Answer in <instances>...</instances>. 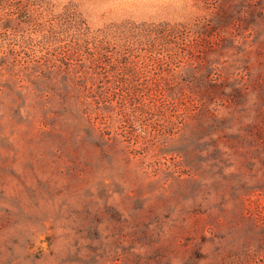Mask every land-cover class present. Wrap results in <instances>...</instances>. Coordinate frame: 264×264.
I'll return each mask as SVG.
<instances>
[{
	"label": "rangeland",
	"instance_id": "rangeland-1",
	"mask_svg": "<svg viewBox=\"0 0 264 264\" xmlns=\"http://www.w3.org/2000/svg\"><path fill=\"white\" fill-rule=\"evenodd\" d=\"M0 264H264V0H0Z\"/></svg>",
	"mask_w": 264,
	"mask_h": 264
},
{
	"label": "trees",
	"instance_id": "trees-1",
	"mask_svg": "<svg viewBox=\"0 0 264 264\" xmlns=\"http://www.w3.org/2000/svg\"><path fill=\"white\" fill-rule=\"evenodd\" d=\"M123 71H128L127 68H122ZM90 75V78L94 79V78H98L100 77V79L102 78L100 72H98V70H96V67L93 66L92 68V71L91 72H88ZM112 79L110 78L108 82H114V81H111ZM129 86L132 87V83L131 82H128ZM122 88H128L127 86L125 87V85H122ZM161 89V88H160ZM95 97V96H94ZM104 97H109V94L105 95ZM97 98H94V100H96ZM122 99V97H121ZM149 104L146 103V104H136L133 100H129V103H128V108H129V114L133 117V118H137L142 112L145 111V109L147 108L146 106H148ZM94 111V113L98 114L97 113V110H95V108L92 109V112Z\"/></svg>",
	"mask_w": 264,
	"mask_h": 264
}]
</instances>
